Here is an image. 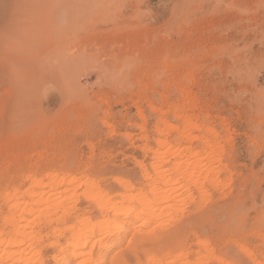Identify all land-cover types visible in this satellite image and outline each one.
<instances>
[{
    "label": "rangeland",
    "instance_id": "rangeland-1",
    "mask_svg": "<svg viewBox=\"0 0 264 264\" xmlns=\"http://www.w3.org/2000/svg\"><path fill=\"white\" fill-rule=\"evenodd\" d=\"M180 103L219 136L218 186L191 191L159 227L112 234L101 264L176 242L191 264L197 241L212 258L197 264H264V0H0V194L35 166L107 196L115 178L141 187L135 164L147 172L151 155L138 114L152 148L151 108ZM75 215L97 217L80 198L65 222Z\"/></svg>",
    "mask_w": 264,
    "mask_h": 264
},
{
    "label": "bare ground",
    "instance_id": "bare-ground-1",
    "mask_svg": "<svg viewBox=\"0 0 264 264\" xmlns=\"http://www.w3.org/2000/svg\"><path fill=\"white\" fill-rule=\"evenodd\" d=\"M180 89L182 99L186 100V90ZM187 110V104L181 103L166 113L151 108L153 114L157 112L150 133L152 148L145 143L148 139L143 128L145 119L138 114L141 124L136 128L144 141L141 151L151 155L147 172L139 163L135 164L141 187L133 188L115 178L112 182L117 193L107 196L85 177L47 172L39 176L36 166L21 174L19 186L6 184L0 194V264H42L35 246L56 251L52 257L55 264H101L103 253L119 244L118 239H110L112 234L122 236L128 229L159 227L166 212H172L191 191L200 194L204 184L217 187L213 168L220 167V149L216 146L219 136L208 124L196 123L199 120L191 112L186 115ZM167 117L177 125H171ZM79 198L91 205L97 217L90 221L75 215L67 224L65 220L75 210ZM41 223L43 235L42 230L33 231ZM164 232H151L147 242L157 243L154 241L161 239ZM194 244L203 256L191 254V264L212 259L204 243ZM183 249L181 243H167L159 248L161 252L156 258L149 257L136 264H188ZM218 263L225 264L220 260ZM111 264L126 262L114 259Z\"/></svg>",
    "mask_w": 264,
    "mask_h": 264
}]
</instances>
